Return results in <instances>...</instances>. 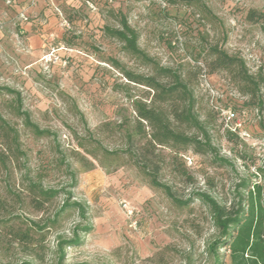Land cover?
Masks as SVG:
<instances>
[{
	"label": "rangeland",
	"instance_id": "1",
	"mask_svg": "<svg viewBox=\"0 0 264 264\" xmlns=\"http://www.w3.org/2000/svg\"><path fill=\"white\" fill-rule=\"evenodd\" d=\"M6 1L0 0V86L18 91L31 121L50 136L36 138L24 129L12 114L10 98L0 95V116L19 132L25 153L12 194L0 173V222L50 220L64 196L47 204L43 213L33 212L21 177L27 174L46 189L60 190L71 184V172L76 185L66 191H71L72 201L86 206L92 231L83 236L82 245L67 249L65 264H216L210 246L219 233L207 208L197 201L187 208L175 206L149 185L126 153L127 133L139 143L133 104L148 95L144 87L128 82L123 71L151 76L153 67L127 54L103 28H118L120 15L126 18L138 35L139 49L188 85L194 111L218 157L230 162L221 166L211 155L188 149L181 158L185 175L180 162L172 161L167 150H158L160 182L182 200L206 193L226 207L237 203V193L246 197L237 188L245 182L260 187L264 202V110L245 106L248 97L238 93L228 75H208L203 66L208 47L217 45L242 59L249 74L264 76V19H247L249 11L264 15V0H176L175 5L168 0H54L58 32L39 47L27 41L19 24L17 0L11 5ZM229 108L237 110L247 137L227 140L220 111ZM79 223L77 212L69 211L57 226L45 230L41 260L8 246L0 233V264H55L57 238L70 237ZM217 256L219 264H243L224 248Z\"/></svg>",
	"mask_w": 264,
	"mask_h": 264
},
{
	"label": "trees",
	"instance_id": "2",
	"mask_svg": "<svg viewBox=\"0 0 264 264\" xmlns=\"http://www.w3.org/2000/svg\"><path fill=\"white\" fill-rule=\"evenodd\" d=\"M191 1L199 2V0H189ZM176 2V0H168L171 5H175ZM247 19L251 22H259L264 19V15L249 11ZM103 33L119 41L127 54L153 67L151 76L134 75L123 71L128 82L144 87L148 95V99H139L133 104L134 135L139 143H134L132 133H127L130 145L126 153L134 159V164L146 177L149 185L161 190L175 206L187 208L197 201L207 208L211 221L219 233V239L210 246V251L215 254L216 264H219L217 251L223 248L229 252L232 260H240L243 264H264V202L260 187H249L242 182L237 188L246 191V197L237 193V203L226 207L206 193H192L187 199L182 200L174 194L170 186L160 182V161L156 153L158 150H167L172 161L180 162L178 165L182 166V173L185 175L188 174L181 158L188 149L197 155H211L213 162L221 166H230V162L218 157L205 124L198 119L194 111L195 101L188 85L176 72L159 67L139 49L138 35L129 26L126 18L120 15L119 27L115 29L104 27ZM112 64L118 66L115 61H112ZM203 66L208 75L219 72L228 75L236 84L238 93L248 97L245 106L253 105L260 111L264 110V93L261 92L264 89V76L260 72L255 75L249 74L242 59L214 45L208 47ZM0 95L10 98L12 114L21 120L24 129L30 131L36 138L50 136L49 131L39 129L31 121L30 114L23 109L22 98L18 91L0 86ZM229 109L234 113L237 111L235 108ZM181 127L184 130H195L198 135L188 136L180 129ZM225 133L228 141L239 139L237 132L226 130ZM141 141H144L142 145H140ZM24 163L25 153L21 149L19 132L0 116V173L3 175L8 193L12 194V187H15L14 176L24 170ZM69 176L71 184L66 189L60 190L46 189L27 174L21 177V184H24L23 192L28 199L27 204L33 212L43 213L46 205L60 195L64 196V200L51 219L43 223L27 219H24L22 225H17L13 219L8 221L9 225L0 222V233L4 232L8 246L15 245L26 256L41 260L45 238L43 232L57 226L63 215L69 211H76L82 223L72 229L70 237L57 238L55 264H65L67 249L82 245L83 236L89 234L92 227L88 224L86 206L72 201L71 191H66L76 185L75 175L70 172ZM15 197L20 199L19 195Z\"/></svg>",
	"mask_w": 264,
	"mask_h": 264
},
{
	"label": "crops",
	"instance_id": "3",
	"mask_svg": "<svg viewBox=\"0 0 264 264\" xmlns=\"http://www.w3.org/2000/svg\"><path fill=\"white\" fill-rule=\"evenodd\" d=\"M33 1V4H31ZM54 0H17L14 8L16 16L24 14L28 22L20 20V26L28 35L27 41L34 47H39L49 42L58 32L57 8ZM34 28V29H33ZM34 31V32H33ZM41 32L44 35L36 34Z\"/></svg>",
	"mask_w": 264,
	"mask_h": 264
},
{
	"label": "built area",
	"instance_id": "4",
	"mask_svg": "<svg viewBox=\"0 0 264 264\" xmlns=\"http://www.w3.org/2000/svg\"><path fill=\"white\" fill-rule=\"evenodd\" d=\"M12 3V0L6 1V4L8 5H11ZM31 4H33V1ZM18 18L24 23L28 22V18L24 14H20ZM220 112L221 121L225 130L237 132L240 138L247 137V135L243 131H241V122L238 120L236 114L231 109H227L225 111Z\"/></svg>",
	"mask_w": 264,
	"mask_h": 264
}]
</instances>
